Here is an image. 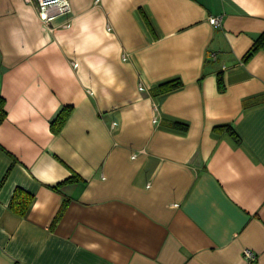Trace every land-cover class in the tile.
I'll list each match as a JSON object with an SVG mask.
<instances>
[{"label":"crops","instance_id":"obj_1","mask_svg":"<svg viewBox=\"0 0 264 264\" xmlns=\"http://www.w3.org/2000/svg\"><path fill=\"white\" fill-rule=\"evenodd\" d=\"M69 2L0 0V264H264V0Z\"/></svg>","mask_w":264,"mask_h":264},{"label":"trees","instance_id":"obj_2","mask_svg":"<svg viewBox=\"0 0 264 264\" xmlns=\"http://www.w3.org/2000/svg\"><path fill=\"white\" fill-rule=\"evenodd\" d=\"M264 48V34H262L255 42L254 46L251 48V50L248 52V54L245 56L244 60L245 61H249L256 52H258L260 49ZM182 86V83L180 81H170L167 83H164L162 85H160L158 88H156L154 90V94L155 95H159V94H164L170 91H173L175 89H178ZM218 88L220 92H224L225 91V85H224V81H223V77L220 76L218 79ZM72 112V107H66L58 116L57 118L52 122L51 125V130L53 132V134H59L62 130V128L64 127V125L66 124L70 114ZM5 118V111L3 110V102L0 101V123L4 120ZM175 127H178L179 129L182 130H186L187 127L186 126H182V125H174ZM228 131H230V133L232 135L235 136V132L231 129L228 128ZM73 181H77V179L75 177L70 178L69 180H67V182H73ZM31 197H27L23 200V207L22 210H20L21 214H24L27 210L28 204L30 203ZM14 199L11 202V207L14 206ZM66 205V203H65ZM65 205L63 206V208L65 207ZM62 208V210H63ZM59 217V216H58Z\"/></svg>","mask_w":264,"mask_h":264},{"label":"built area","instance_id":"obj_3","mask_svg":"<svg viewBox=\"0 0 264 264\" xmlns=\"http://www.w3.org/2000/svg\"><path fill=\"white\" fill-rule=\"evenodd\" d=\"M27 4H34L39 18L43 23H49L58 16L67 15L71 12L69 0H24ZM210 24L219 26L222 22L221 17L210 18ZM243 259L248 264H253L257 260V255L251 250L243 251Z\"/></svg>","mask_w":264,"mask_h":264}]
</instances>
